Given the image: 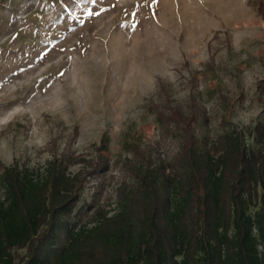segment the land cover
<instances>
[{
	"label": "rangeland",
	"instance_id": "rangeland-1",
	"mask_svg": "<svg viewBox=\"0 0 264 264\" xmlns=\"http://www.w3.org/2000/svg\"><path fill=\"white\" fill-rule=\"evenodd\" d=\"M260 1L0 0V179L62 161L114 212L134 167L178 150L163 105H196L211 138L227 113L251 140L264 116Z\"/></svg>",
	"mask_w": 264,
	"mask_h": 264
},
{
	"label": "trees",
	"instance_id": "trees-1",
	"mask_svg": "<svg viewBox=\"0 0 264 264\" xmlns=\"http://www.w3.org/2000/svg\"><path fill=\"white\" fill-rule=\"evenodd\" d=\"M256 9L264 20V0ZM163 106L156 119L178 150L134 167L114 212L89 202L86 176L67 173L62 161L37 178L5 169L0 264H264V116L249 140L226 113L211 138L197 133L208 116L196 105Z\"/></svg>",
	"mask_w": 264,
	"mask_h": 264
}]
</instances>
